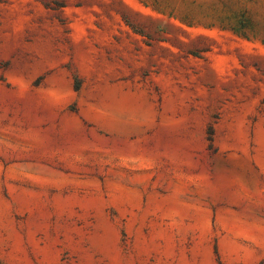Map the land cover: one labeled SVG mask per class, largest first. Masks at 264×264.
I'll list each match as a JSON object with an SVG mask.
<instances>
[{
    "label": "rangeland",
    "instance_id": "rangeland-1",
    "mask_svg": "<svg viewBox=\"0 0 264 264\" xmlns=\"http://www.w3.org/2000/svg\"><path fill=\"white\" fill-rule=\"evenodd\" d=\"M0 264H264V0H0Z\"/></svg>",
    "mask_w": 264,
    "mask_h": 264
},
{
    "label": "bare ground",
    "instance_id": "bare-ground-1",
    "mask_svg": "<svg viewBox=\"0 0 264 264\" xmlns=\"http://www.w3.org/2000/svg\"><path fill=\"white\" fill-rule=\"evenodd\" d=\"M105 105L117 121L124 123L127 121L128 116H133L138 111L136 97L130 92L117 88H112L108 91Z\"/></svg>",
    "mask_w": 264,
    "mask_h": 264
},
{
    "label": "trees",
    "instance_id": "trees-1",
    "mask_svg": "<svg viewBox=\"0 0 264 264\" xmlns=\"http://www.w3.org/2000/svg\"><path fill=\"white\" fill-rule=\"evenodd\" d=\"M208 140L211 142V137Z\"/></svg>",
    "mask_w": 264,
    "mask_h": 264
}]
</instances>
